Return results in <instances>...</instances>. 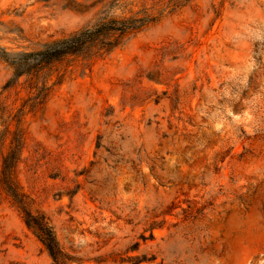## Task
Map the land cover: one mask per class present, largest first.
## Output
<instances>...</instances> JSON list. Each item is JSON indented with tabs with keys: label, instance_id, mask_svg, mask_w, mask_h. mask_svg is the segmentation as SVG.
Wrapping results in <instances>:
<instances>
[{
	"label": "rangeland",
	"instance_id": "374dc122",
	"mask_svg": "<svg viewBox=\"0 0 264 264\" xmlns=\"http://www.w3.org/2000/svg\"><path fill=\"white\" fill-rule=\"evenodd\" d=\"M131 15L113 47L0 59V264H54L24 211L62 264H264V0H0V53Z\"/></svg>",
	"mask_w": 264,
	"mask_h": 264
},
{
	"label": "trees",
	"instance_id": "16d2710c",
	"mask_svg": "<svg viewBox=\"0 0 264 264\" xmlns=\"http://www.w3.org/2000/svg\"><path fill=\"white\" fill-rule=\"evenodd\" d=\"M152 22H154V18L150 16L105 17L88 28L51 40L45 43L41 49L21 54L18 57L9 58L4 52H1L0 59L10 64L15 69L17 76H21L24 73L36 72L67 56L82 54L99 42L102 45L113 47L111 38L115 39V45H117L118 40L140 31ZM19 152L20 142L16 140L6 157L4 164L6 174L10 175L14 170V162L18 160ZM16 202L20 203V200ZM24 221L46 248L54 264H62L64 254L59 248L53 230L44 218L24 211Z\"/></svg>",
	"mask_w": 264,
	"mask_h": 264
},
{
	"label": "bare ground",
	"instance_id": "6f19581e",
	"mask_svg": "<svg viewBox=\"0 0 264 264\" xmlns=\"http://www.w3.org/2000/svg\"><path fill=\"white\" fill-rule=\"evenodd\" d=\"M82 102H83L82 100H78V104L82 103ZM37 263H38V261H37ZM39 263H41V261Z\"/></svg>",
	"mask_w": 264,
	"mask_h": 264
}]
</instances>
